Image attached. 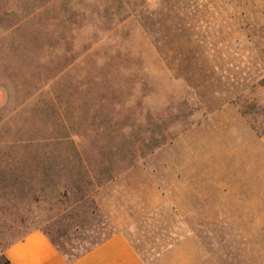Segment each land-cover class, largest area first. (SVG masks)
<instances>
[{
  "label": "rangeland",
  "instance_id": "1",
  "mask_svg": "<svg viewBox=\"0 0 264 264\" xmlns=\"http://www.w3.org/2000/svg\"><path fill=\"white\" fill-rule=\"evenodd\" d=\"M0 68L31 105L0 108V264L37 228L98 243L107 200L145 251L190 237L194 264H240L232 244L264 264V0H0Z\"/></svg>",
  "mask_w": 264,
  "mask_h": 264
},
{
  "label": "crops",
  "instance_id": "2",
  "mask_svg": "<svg viewBox=\"0 0 264 264\" xmlns=\"http://www.w3.org/2000/svg\"><path fill=\"white\" fill-rule=\"evenodd\" d=\"M11 48L8 51H14ZM13 68V65L9 66ZM8 77L2 73L0 68V85L4 86L0 88V108L5 110L6 108H27L31 106L26 101L21 100L19 94H21L25 87L29 86L25 80L21 82L25 84L19 85L16 80V86L10 83L9 78H15L16 74L13 71L7 72ZM21 77H23L20 74ZM20 82V83H21ZM24 85V86H22ZM45 87H49L51 82L46 81L43 84ZM21 86L20 88H18ZM26 102V103H25ZM47 101L41 100L35 102L40 108H51V104H46ZM23 104V105H22ZM35 105V104H34ZM262 142L264 146V134L262 136ZM157 190V187H156ZM157 200V198H156ZM226 204L229 203V199H225ZM238 209L234 212L223 213L222 220L227 221V227L229 222L238 237L245 236L244 230V217L245 213L241 207L239 211V205L242 203L237 199ZM104 212L108 215L112 223L114 224L116 231L99 241L95 246L88 249L83 255L74 260H70L68 256L62 251V248L56 245L52 237L42 229H34L25 234L21 239L11 243L5 250V255L9 259L10 264H194L191 261V255L194 253L188 245L190 237L183 242L180 238L176 243L166 244H152L145 250L141 249L139 239L134 236V233L130 231L136 218L133 217V210L125 209L123 207L114 206L112 200L101 201ZM149 200H147V203ZM153 205L155 201H152ZM207 217V216H206ZM259 219V218H258ZM233 222V223H232ZM256 225V229H255ZM254 225L251 234H260L261 224ZM258 229V230H257ZM251 231V230H250ZM248 231V233L250 232ZM195 236V235H190ZM257 246H260L259 241L256 242ZM221 252L231 254V259H236L237 263L244 264V248L237 244L234 246H221ZM233 254V255H232ZM236 254V257H234ZM225 258L224 256H222ZM183 258V259H182ZM230 258V257H229Z\"/></svg>",
  "mask_w": 264,
  "mask_h": 264
},
{
  "label": "trees",
  "instance_id": "3",
  "mask_svg": "<svg viewBox=\"0 0 264 264\" xmlns=\"http://www.w3.org/2000/svg\"><path fill=\"white\" fill-rule=\"evenodd\" d=\"M21 239V238H20ZM55 242V241H54ZM56 245H58L57 243H55ZM97 243H95V244H93V245H91L89 248H87V249H83V250H79V251H76V252H74V253H68V252H66V251H64L63 249H62V251L68 256V258L70 259V260H74V259H76V258H78L79 256H81V255H83L88 249H90L91 247H93V246H95ZM59 246V245H58ZM4 256V263L3 264H10V261H9V259L6 257V255L4 254L3 255Z\"/></svg>",
  "mask_w": 264,
  "mask_h": 264
}]
</instances>
